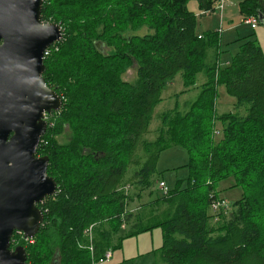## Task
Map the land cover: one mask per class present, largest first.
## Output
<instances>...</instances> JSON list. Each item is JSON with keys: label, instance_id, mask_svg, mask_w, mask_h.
Masks as SVG:
<instances>
[{"label": "trees", "instance_id": "16d2710c", "mask_svg": "<svg viewBox=\"0 0 264 264\" xmlns=\"http://www.w3.org/2000/svg\"><path fill=\"white\" fill-rule=\"evenodd\" d=\"M188 1L44 0L41 21L58 24L63 37L47 49L42 78L63 104L37 149L57 192L38 205L36 237L15 232L11 240V249L25 248L27 264H95L154 229L162 231L164 264H264V55L246 41L221 67L220 34L197 35ZM196 1L199 11L217 3ZM239 13L264 17V0L241 1ZM178 75L183 89L174 96L199 92L184 109L176 100L157 114L152 131ZM221 87L234 103L219 114ZM174 147L188 156L185 186L140 203L133 215L128 205L153 194L159 157ZM225 180L243 195L214 215Z\"/></svg>", "mask_w": 264, "mask_h": 264}, {"label": "water", "instance_id": "95a60500", "mask_svg": "<svg viewBox=\"0 0 264 264\" xmlns=\"http://www.w3.org/2000/svg\"><path fill=\"white\" fill-rule=\"evenodd\" d=\"M43 2L0 0V264H27L24 247L11 249L12 236L34 239L44 221L38 205L57 192L37 149L45 116L62 109L42 73L44 52L63 31L41 21ZM258 21L264 25L261 15Z\"/></svg>", "mask_w": 264, "mask_h": 264}, {"label": "rangeland", "instance_id": "374dc122", "mask_svg": "<svg viewBox=\"0 0 264 264\" xmlns=\"http://www.w3.org/2000/svg\"><path fill=\"white\" fill-rule=\"evenodd\" d=\"M241 1L243 0H226L223 14H221L218 8L219 4L215 6L216 10H214L213 8L211 11L207 12L198 10L196 0H189L187 3V10L191 12L196 18L195 30L197 35L201 36L207 31L219 32L221 49L219 64L221 67H223L226 62L231 61V59L238 52L240 46L246 41L252 40L258 43L264 55V25H258L255 29H252L250 25L240 21V17L242 16L239 13V3ZM203 12L207 13L203 14ZM132 77L133 70H130L126 74V78L130 80L132 79ZM203 79L204 77L202 75H199L196 84L200 85L201 83H203ZM182 87L183 86L180 75H178L173 80V82L166 87L164 91V101L159 106H157L154 111V118L150 126V129L152 131L156 130L159 126V122L155 116L174 108V106L177 104L175 103L176 100L180 103V109H184L183 106L185 104L183 106L181 104L183 98L181 97L179 99V97L174 96L176 93H179L183 89ZM198 92L199 89L195 88L193 92L186 93L185 99L192 100L194 98V95H196V93ZM217 95V106L219 114L232 111L234 99L225 93V89L223 87L218 89ZM169 96H171L172 99H170ZM47 119L48 116L45 117L46 122ZM216 127L217 129H220V124L217 123ZM70 137L71 134L66 131L59 138V141L61 143H67ZM152 137L153 136L150 135L148 138L151 139ZM187 161V153L180 147H174L162 152L156 166V174L154 178L155 186L153 187V194L149 195V192L145 193L141 201L135 200L134 202H132V204L128 205L127 210H133L132 214L136 215L139 211H135L134 208L141 205L140 203L145 204L149 201L156 200L157 197H160L162 192L157 188L158 180H162L161 182H163L166 188L170 191L174 190L178 184L181 185V188L184 187L189 175L188 169L185 167ZM229 182L231 181L225 180L218 183L216 194L219 199L231 204L242 197L243 189L241 187L229 188ZM215 220H217V218L212 219L210 223L213 224Z\"/></svg>", "mask_w": 264, "mask_h": 264}, {"label": "crops", "instance_id": "0c3cea01", "mask_svg": "<svg viewBox=\"0 0 264 264\" xmlns=\"http://www.w3.org/2000/svg\"><path fill=\"white\" fill-rule=\"evenodd\" d=\"M223 12H221V14H223ZM240 18L242 20V17ZM226 64H228V62H226ZM202 82H204V79ZM181 97L183 98L182 105L189 101L185 99L186 94L179 96V99ZM169 98L172 99L171 96H169ZM129 226L130 225L126 228H130ZM162 244V231L160 229H154L151 232L139 234L123 240L121 247L112 251L110 261L104 264H164L161 259L160 250Z\"/></svg>", "mask_w": 264, "mask_h": 264}, {"label": "built area", "instance_id": "2783aa9c", "mask_svg": "<svg viewBox=\"0 0 264 264\" xmlns=\"http://www.w3.org/2000/svg\"><path fill=\"white\" fill-rule=\"evenodd\" d=\"M225 3H226V0L222 1L221 4H220V7L221 8H225ZM208 12V11H207ZM207 12H203V14H206ZM243 23L245 24H248L250 25V27L252 29H255L258 25H259V21H258V18L256 17H248V18H242L241 20ZM48 55V52L47 50H45L44 52V56H47ZM61 101L63 103V98L61 97ZM46 116H50V115H46ZM45 116V117H46ZM158 187L160 189V191L163 193V194H166L168 192V189L166 188L165 184L163 182H160L158 184ZM210 209L212 211V213L214 215L218 214V213H227L229 210H230V204L227 203L226 201L224 200H221V199H217V200H213V202L211 203L210 205ZM111 258V253L110 252H107L104 257L102 259H100L97 263L95 264H104L105 262H107L109 259Z\"/></svg>", "mask_w": 264, "mask_h": 264}, {"label": "bare ground", "instance_id": "6f19581e", "mask_svg": "<svg viewBox=\"0 0 264 264\" xmlns=\"http://www.w3.org/2000/svg\"><path fill=\"white\" fill-rule=\"evenodd\" d=\"M222 1H224V0H217V4H219V7H218V8H219V10H220L221 12H223V10H224L223 8L220 7V4H221ZM217 199H218V198H217ZM108 252L111 253V257H112V251H108ZM110 259H111V258H110ZM110 259H109L107 262H109ZM107 262H105V263H107Z\"/></svg>", "mask_w": 264, "mask_h": 264}]
</instances>
